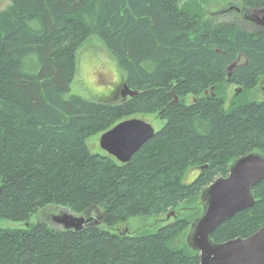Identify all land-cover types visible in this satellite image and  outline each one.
I'll use <instances>...</instances> for the list:
<instances>
[{"label": "trees", "instance_id": "16d2710c", "mask_svg": "<svg viewBox=\"0 0 264 264\" xmlns=\"http://www.w3.org/2000/svg\"><path fill=\"white\" fill-rule=\"evenodd\" d=\"M178 3L10 0L0 12V219L25 223L0 227V264H198V253L172 238L201 210L155 231L128 234L119 225L167 213L225 176L235 158L264 157V97L238 102L264 76V27L248 33L233 21L202 19L198 0ZM91 35L102 38L136 95L110 104L62 97L76 50ZM229 84L241 92L225 106ZM147 107L167 122L128 162L89 152L85 138ZM251 191L253 204L221 222L212 242L264 225V178ZM47 205L75 215L97 206L100 223L75 231L31 222Z\"/></svg>", "mask_w": 264, "mask_h": 264}, {"label": "rangeland", "instance_id": "374dc122", "mask_svg": "<svg viewBox=\"0 0 264 264\" xmlns=\"http://www.w3.org/2000/svg\"><path fill=\"white\" fill-rule=\"evenodd\" d=\"M187 1L188 0H179L178 4L183 5ZM198 2L200 5L199 12L204 20L209 19L210 17H217L219 19L233 21L238 27L248 33L261 27L255 22V20L262 18L264 7L259 9L246 7L240 0H198ZM9 3L10 0H0V12L3 11ZM122 73L117 59L106 46L102 38L97 35H91L87 40L82 42L76 50L74 76L69 91L62 95V97L68 98L69 95H78L86 100L95 101L97 103H113L115 100L122 99L117 93L118 90L122 88ZM236 91V84H229L226 86L225 106L229 103L227 101L233 99L235 95H238L241 92ZM129 97L131 96H126L125 99H128ZM263 97L264 76L259 78L258 83L254 88L248 91H243L238 102L261 100ZM191 100L192 95L190 94L185 95L182 99L186 105H188ZM149 111L150 109H148V107L147 109L140 108L139 112L124 117L123 119L128 117L143 119L151 123L155 132H157L166 124L167 119L161 114L162 110ZM106 130L107 129L100 130L85 138V143L87 144L90 153H105L104 150L99 147V137L101 133ZM198 175V167L190 168L185 174V182L191 183ZM201 191L199 190L198 193L191 197H183L184 199L179 201L173 209L167 213L148 217L133 216L119 226L126 229L125 231L128 232V234H137L144 230L155 231L160 226L172 223L177 217L179 219L191 221L192 218L202 209V202L200 200ZM60 211L64 212L66 209L55 205H47L39 212L34 213L31 216L30 221L34 222L37 219L43 218L51 228H61L60 224L53 222L51 219L52 214H57ZM88 212L89 215L94 216V213H101V208L91 206L88 208ZM46 215L47 217H45ZM24 224L7 219H0V227L3 228L22 227ZM188 226L173 234L172 246L182 247L186 245Z\"/></svg>", "mask_w": 264, "mask_h": 264}, {"label": "water", "instance_id": "95a60500", "mask_svg": "<svg viewBox=\"0 0 264 264\" xmlns=\"http://www.w3.org/2000/svg\"><path fill=\"white\" fill-rule=\"evenodd\" d=\"M255 22L264 27V12ZM235 65L236 61L227 66L228 75ZM121 86L119 94L122 99L138 93L125 83ZM236 89V92L240 91V88ZM154 133L151 123L128 117L101 133L99 147L120 163H126ZM263 178L264 157L250 152L235 158L225 176L217 177L201 191V212L190 223L186 234V244L198 253V264H264V225L244 238L236 237L220 243L210 240V235L221 222L253 204L251 189ZM51 219L62 229L75 231L89 226L87 224L91 221L67 210L52 214ZM99 223V220L95 221L94 226Z\"/></svg>", "mask_w": 264, "mask_h": 264}, {"label": "flooded vegetation", "instance_id": "af4514ba", "mask_svg": "<svg viewBox=\"0 0 264 264\" xmlns=\"http://www.w3.org/2000/svg\"><path fill=\"white\" fill-rule=\"evenodd\" d=\"M119 91H120V90H118V92H117L118 95H120V94H119ZM198 169H199V172H200L201 167L198 166ZM81 215H84V216H86V217H88V218L91 219V221L87 224V225H89V226H94V222L100 219V213H99V214H95V213H94V216H91V215H89V212L87 211V212H84V213L81 214ZM189 225H190V224H189ZM115 229H118V231L120 230L118 227H115ZM188 229H189V226H188ZM187 231H188V230H187Z\"/></svg>", "mask_w": 264, "mask_h": 264}]
</instances>
